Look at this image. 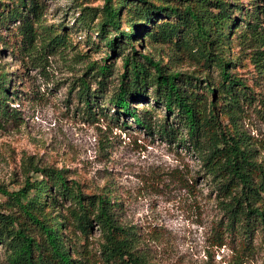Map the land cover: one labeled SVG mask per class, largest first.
<instances>
[{
    "label": "rangeland",
    "instance_id": "rangeland-1",
    "mask_svg": "<svg viewBox=\"0 0 264 264\" xmlns=\"http://www.w3.org/2000/svg\"><path fill=\"white\" fill-rule=\"evenodd\" d=\"M102 1L37 0L41 23L66 32L70 43L38 66L16 49L20 36L14 26L18 21L6 20L0 25V70H5L9 77L7 102L17 113L0 125V185L7 189L21 186L26 172L30 177L38 175L31 170L32 166L61 168L67 181L77 182L83 193L108 192L111 200H116L113 206L117 218L133 230L137 250L150 260L158 264H237V245L227 241L222 245L213 243V224L222 222L226 214L217 203L196 154L183 143L166 139L155 126L145 130L128 114L118 113L115 120L108 118L111 110H106V106L111 107L107 96L118 85L122 55L108 50L95 28L88 27L98 20L91 13ZM227 1L235 18L240 13L233 4L244 10L252 2ZM260 2L264 4V0ZM12 3L15 0H1L0 7L5 4L8 8ZM86 7H90V15L84 20ZM260 21L264 25V19ZM242 29L231 28L222 52L230 60L226 69L239 77L247 93L234 126L226 113L218 110L223 97H218L216 89L211 94L204 87L205 80L215 86L220 81L217 66L189 49L146 40L144 36L134 43V49L136 54L148 52L168 69L187 74L189 87L216 102L221 124L230 130H241L255 146L257 159L264 161V70H257L251 62V48L239 36ZM105 53V61L112 63V69L104 88L98 91L85 62H102ZM80 76L88 80L90 88L97 89L89 107L76 95ZM146 89L143 99L132 100L130 106L136 112L152 108L153 125L164 120L176 125L172 114H166L162 105L155 104L151 89ZM99 106L104 107L106 115L98 113ZM90 108L93 114L88 111ZM0 202L6 205L2 194ZM0 210L10 211L3 207ZM27 224L28 232L37 237V230ZM63 233L72 245L71 257L93 264H111L99 252L101 236L95 222H91L86 234L70 223ZM263 250L261 233L256 229L251 249L240 257L241 264H260ZM0 264H11L4 242H0Z\"/></svg>",
    "mask_w": 264,
    "mask_h": 264
},
{
    "label": "trees",
    "instance_id": "trees-1",
    "mask_svg": "<svg viewBox=\"0 0 264 264\" xmlns=\"http://www.w3.org/2000/svg\"><path fill=\"white\" fill-rule=\"evenodd\" d=\"M258 1L261 0H252L244 10L239 4H233L240 13L239 18H235L231 16L227 0H174L175 3L170 0H103L91 13H95L98 20L88 25L95 28L108 50L122 55L118 85L107 96L111 107L106 106V110H111L108 118L115 120L118 113L128 114L145 130L150 131L155 126L166 139H175L196 154L202 172L212 184L216 201L226 214L222 222L213 224V243L222 245L227 241L237 245L240 249L237 264H241L244 252L251 249L256 229L260 230L264 245V161L257 159L255 146L241 130L235 127L230 130L221 124L216 102L208 100L204 92L189 87L187 74L168 69L148 52L136 54L134 43L143 36L146 40L170 42L217 66L220 81L215 86L205 80L204 87L211 94L216 89L218 97H223L218 110L226 113L234 126V118L241 110L242 101L247 100V93L239 77L226 69L230 60L223 57L222 52L231 28L234 31L241 26L239 36L241 42L247 41L246 46L251 48V62L257 70H264V25L260 23L264 19V4ZM15 2L8 8L5 4L0 7V25L6 20L18 21L14 26L20 36L16 49L23 51L31 62L36 66L43 64L48 56L68 47L66 32L41 23L37 0ZM89 9L85 11L84 20L89 18ZM106 53L102 62H85V69L90 71L89 77L97 83L98 91L104 88L112 69V63L105 61ZM8 83L7 72L0 70V125L17 115L7 102ZM147 87L155 104L162 105L166 114H172L176 125L165 120L153 125L152 108L136 112L130 106L132 100L143 99ZM97 89L90 88L88 80L80 76L76 95L89 107ZM98 108V113L107 114L103 106ZM88 111L94 113L91 108ZM31 168L38 175L30 177L26 172L21 186L7 189L0 185V194L6 202L5 206L0 202V208L10 209L9 212L0 210V242L9 249L11 264H93L71 257L72 245L63 233L70 223L86 234L92 221L100 232L99 252L105 261L158 264L137 250L135 233L117 218L113 206L116 200H111L108 192L83 193L77 182L67 181L61 168ZM27 223L37 230V237L28 232ZM260 264H264V256Z\"/></svg>",
    "mask_w": 264,
    "mask_h": 264
}]
</instances>
